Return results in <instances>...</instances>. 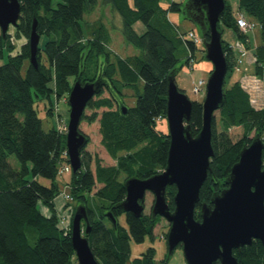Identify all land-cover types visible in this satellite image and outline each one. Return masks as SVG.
I'll list each match as a JSON object with an SVG mask.
<instances>
[{"label":"trees","instance_id":"1","mask_svg":"<svg viewBox=\"0 0 264 264\" xmlns=\"http://www.w3.org/2000/svg\"><path fill=\"white\" fill-rule=\"evenodd\" d=\"M19 1L22 11L18 26H13L14 35L10 30L6 38L0 34V60L7 56L5 63H0V264H78L71 238L72 222L69 229L60 225L55 204L62 192L58 177L69 164L66 133L58 127L44 129L34 96L51 100L55 94L59 101L68 102L77 80L84 84L99 76L105 81L104 88L89 101L86 110L92 112L85 110L82 121L99 123L101 143L116 162L103 165L98 157L83 150V167L73 172L68 182L78 202L75 209L82 203L87 207L88 239L101 264H158L154 247L133 257L131 240L143 242L147 234L154 235L160 216L154 218L152 212L141 217L126 213L128 227H124L118 220L124 213L118 204L126 198L125 181L129 177H150L168 163V130L158 125L159 120L166 122L168 76L181 69L184 52L189 64L198 48L169 19L170 12H182L184 3L172 1L165 7L162 0H104L119 13L116 15L122 19L127 41L141 51L139 55L121 57L109 46L112 35L107 25L94 31L93 38L84 37L85 15L94 12L100 0H60L56 6L53 0ZM238 10L262 24L263 42L257 46L255 63L258 72L264 52V0H239L237 10L226 0L218 25L222 34L224 27L229 28L250 48V35L237 23ZM35 18L41 38H47L43 47L39 43L38 66L30 61L29 38ZM139 21L145 24L143 33L135 29ZM223 47L229 66L225 101L213 120L214 156L200 191L197 219L201 206H214L215 194L229 186L228 177L243 148L257 135L264 141V108L254 106L239 81L229 84L238 56L224 39ZM183 48L186 50L180 52ZM141 78L143 93L138 94L135 106L126 105L127 113H122L124 90L137 88ZM105 90L108 96H103ZM49 113L53 115L54 109ZM202 123V102L194 101L190 121L194 135L200 132ZM10 155L18 159L20 169L13 168ZM38 176L51 184L40 183ZM176 192L175 185L168 186L166 197L171 210L175 208ZM41 205L50 213H45ZM109 212L117 219L115 225ZM234 254L240 264H264V244L259 239Z\"/></svg>","mask_w":264,"mask_h":264},{"label":"water","instance_id":"2","mask_svg":"<svg viewBox=\"0 0 264 264\" xmlns=\"http://www.w3.org/2000/svg\"><path fill=\"white\" fill-rule=\"evenodd\" d=\"M225 9L226 0H188L183 6L184 17L200 29L204 59L213 64L202 101V128L197 135L192 132L190 121L194 100L179 88L176 79L179 70H174L168 76L166 121L170 149L167 166L147 178L129 177L125 181L126 198L118 204L124 213L141 217L145 213L147 192L154 194L153 217L162 216L170 223L165 264H169L179 245H182L187 264H240L235 250H241L255 239L264 244V141L259 135L241 151L240 159L228 177L229 186L215 194L214 206L203 204L200 218L195 216L200 191L214 156L213 120L225 101L224 86L229 66L223 34L218 26ZM21 11L19 0H0V29L4 38L12 25L18 26ZM38 27L35 18L29 38L30 61L34 66H38L41 38ZM104 85L101 76L84 84L77 80L69 93L66 147L73 172L83 167L82 152L89 144V137L80 128L83 115L89 101L102 91ZM127 109L125 104H120L122 113L126 114ZM173 185L177 192L175 208L171 210L166 193L168 186ZM108 217L114 225L117 223L110 212ZM89 233L87 207L82 203L75 209L71 231L78 264H101L91 249Z\"/></svg>","mask_w":264,"mask_h":264},{"label":"rangeland","instance_id":"3","mask_svg":"<svg viewBox=\"0 0 264 264\" xmlns=\"http://www.w3.org/2000/svg\"><path fill=\"white\" fill-rule=\"evenodd\" d=\"M60 0H53V6H56ZM172 1L183 2L184 5L187 3L188 0H162V4L165 7H168ZM233 8H238L239 0H227ZM183 5V6H184ZM116 11L113 10L112 5L106 3L104 0H100L97 9L94 12L87 13L85 15V20L83 21V29H84V37L85 39L93 38L95 36V32H98L101 25L105 24L108 25L112 38L110 41V48L113 50L114 53L120 55L121 57H128L133 55H139L141 53L140 49L132 45L127 41L125 36L123 35L121 25L122 19L120 20L118 15H116ZM169 19L177 25L179 30L182 33H186L185 37L187 40H190L187 37V33L193 29L200 37L201 32L199 27L190 21L189 19L185 18L182 12H170ZM121 21V23H120ZM257 27L254 30L248 32V34L252 38V48H248V46L242 41L238 39L237 34L229 29L224 27L223 31V39L227 41L231 46L234 47L236 55L238 57L242 56L243 54H247L253 57L255 63L258 62V49L257 45L263 42V28L262 24L259 21H256ZM135 29L138 33H143L146 30L145 24L139 21L135 25ZM10 32L14 35L15 29L13 25L10 27ZM1 34V29H0ZM47 38L43 36L41 38V46L43 47ZM240 43V44H239ZM242 44V45H241ZM198 48L195 52V60L193 62V66L191 67L190 64L186 63V53L184 52L186 49L183 48L182 51L184 55L182 56V60L179 63V73L177 75V84L180 89L184 90L187 95L194 101L202 102L205 94V91H201L200 94H196L193 90L194 83H196L199 79H207L213 69V64L204 59L205 52L202 51L204 45L203 43L197 45ZM241 51H240V50ZM244 51V52H243ZM189 54V53H188ZM245 57V56H244ZM7 56L0 60V63H5ZM262 61H264V52L262 55ZM239 58L235 61V71L231 74L232 76L229 78V84H232L235 81H239L242 87H245L251 96L254 99L255 105L259 103L257 106H264V69H258L256 71V65L253 63H244L243 67H247L249 70L246 72H240L237 68L239 67ZM190 65V66H189ZM259 67V66H258ZM260 70V71H259ZM260 72V73H259ZM71 81H74V77L70 78ZM206 87V85H205ZM144 91V81L141 78L138 83V87H128L124 90V95L121 97V100L127 106H135L138 99V94H142ZM103 96H108V91L105 90ZM35 98V107L37 108L39 117L42 119L43 127L45 130H50L53 127H59L60 124H67L69 120L70 114V105L69 102H64L62 100H58L55 94H52L51 100L48 98H41L38 99L36 96ZM54 109V114L51 115L49 113V109ZM264 108V107H263ZM88 114L92 111L90 109L86 110ZM159 127H163L164 129L168 130L167 121L164 122L159 120ZM81 130L87 134L90 138V142L86 147V150L89 151L93 156L98 157L103 165H113L115 164V160L110 156L106 148L101 143V134L99 131V123H89L87 120H83L80 124ZM65 133L67 131H64ZM9 161L14 169H20L21 165L18 159L14 155L9 156ZM70 165V164H69ZM73 171L70 166V171H66L63 174L59 175L58 181L60 182L61 187V194L55 199L56 208L58 209L61 215L67 216L68 214L71 217V222L73 220V216L75 213V205H77V199L73 197L72 201H68L66 204V200L63 194H71L70 187L68 182L71 180ZM122 179L125 178V175L121 176ZM38 181L44 185H50L51 181L47 178L38 176ZM73 196V195H72ZM154 203V194L150 191L146 194V202H145V213L151 214L152 206ZM72 208V211L71 210ZM41 209L49 214V210L47 208H43L41 205ZM119 223L124 227H128L127 224V215L126 213H122L118 217ZM84 227V222L82 224ZM170 223L162 216L159 217V222L157 223L154 235L147 234L145 240L143 242H136L134 239L131 240V251L133 257H138L140 254L145 253L149 247H154L156 249V260L158 264H161L162 260L166 259L168 254V246H167V239L166 235L169 231ZM169 264H187V261L184 256L183 248L178 246L173 253Z\"/></svg>","mask_w":264,"mask_h":264},{"label":"built area","instance_id":"4","mask_svg":"<svg viewBox=\"0 0 264 264\" xmlns=\"http://www.w3.org/2000/svg\"><path fill=\"white\" fill-rule=\"evenodd\" d=\"M237 23H238V26H239L240 30L242 32H244V33H248L249 31L254 30L257 27L256 23L253 22V21H251V20H249V18L246 16L245 12H243L241 10H238ZM187 37L190 40H192L196 45L201 44L203 42V38L200 37L194 30H190L187 33ZM194 60H195V58L192 57V56H190L189 64L191 65V67L193 66ZM259 66H261V68L263 70L264 69V61H261L260 64H259ZM205 85H206V80L205 79H199L196 83H194L193 90L196 92V94H200L201 91H203V90L205 91V89H204L205 88ZM243 88L249 93V91L245 87H243ZM250 96H251V94H250ZM251 101L254 104V106L257 107V108H263L264 107V106L263 107L262 106H259L258 107L257 105L259 103H257L255 105V103H254L255 101H254V99H253L252 96H251ZM58 128H59V130L61 132L67 131V124H65L63 122V124H60V126ZM66 171L67 172L70 171V165L69 164L67 166H64L62 168L61 174H63ZM63 195H64V198L66 200V204L68 203V201H72L73 200V196L72 195H70V194H63ZM72 208L73 207H71V210L70 211H72ZM58 215H59V219H60V225H62L66 229H69V227H70L69 224L71 222L70 215L68 214L67 216H64V215H61L60 213Z\"/></svg>","mask_w":264,"mask_h":264},{"label":"crops","instance_id":"5","mask_svg":"<svg viewBox=\"0 0 264 264\" xmlns=\"http://www.w3.org/2000/svg\"><path fill=\"white\" fill-rule=\"evenodd\" d=\"M239 2V1H238ZM235 10H237L236 8H234ZM107 27H109L108 25H107ZM110 33H111V30H110ZM112 35V34H111ZM251 37V36H250ZM252 38H250V45H251V47L250 48H252ZM258 46V45H257ZM240 50V49H239ZM241 51V50H240ZM244 52V51H243ZM252 54H250V55H245V54H243L242 56H240V57H237V58H239V67L237 68L238 70H240V72L239 73H241V72H246V70H249L247 67H245V69H244V67H243V65H244V63H246V61L248 62V63H253V64H255V61H254V59H253V57L251 56ZM245 56V57H244ZM59 212V211H58Z\"/></svg>","mask_w":264,"mask_h":264}]
</instances>
